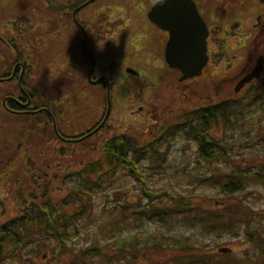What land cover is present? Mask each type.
<instances>
[{
	"label": "trees",
	"instance_id": "16d2710c",
	"mask_svg": "<svg viewBox=\"0 0 264 264\" xmlns=\"http://www.w3.org/2000/svg\"><path fill=\"white\" fill-rule=\"evenodd\" d=\"M254 107L264 108V84L246 99L218 100L185 109L174 124L168 123V127L154 135L115 134L105 139L99 149L91 145L93 136L79 143L66 144L81 148L82 154L76 153L80 167L64 169L61 179L58 174L53 175L59 180L60 194L54 192L45 173H39L35 179L44 180V184H37L42 187L41 195L32 187L25 188L23 194L19 192V212L0 224V264H36L34 258L40 255L44 258L43 251L55 258L59 255L63 264H264V234L254 223V215L260 212L255 213L240 199L242 194H250L246 190L250 182H256L264 189V178L255 172H221L214 166V163L230 161L225 135L220 138L219 133L237 128L242 124L245 112H252ZM20 130L23 132H18ZM27 130L31 127L14 129L17 137L22 135L23 139ZM84 135L73 138H84ZM176 141L195 144L201 163L214 167L211 175L201 179V183L210 186L213 192L196 198L211 200L214 197L225 205H219L213 211L199 206L191 194L173 196L168 190L152 189L148 185L143 161L153 158L154 166L163 169ZM14 147L20 150L23 144ZM4 149L8 151L6 145ZM54 155L53 151L51 156ZM36 163L40 165L42 161L36 160L34 165ZM46 165L48 170L51 169L52 160L48 159ZM120 175L133 179L134 191L113 187ZM100 195L113 198L108 211L98 210ZM230 200L235 204L228 206ZM187 215L197 218L198 226L207 232H225L233 238L245 236L242 242L246 248L224 254L214 252L219 247L217 244L208 248L165 233L127 236L126 230L133 223L165 225L173 217ZM86 228L88 235L96 236H90V245L72 250L71 243Z\"/></svg>",
	"mask_w": 264,
	"mask_h": 264
},
{
	"label": "flooded vegetation",
	"instance_id": "af4514ba",
	"mask_svg": "<svg viewBox=\"0 0 264 264\" xmlns=\"http://www.w3.org/2000/svg\"><path fill=\"white\" fill-rule=\"evenodd\" d=\"M52 7L51 13H57L48 18L46 26L29 22L32 55L16 54L17 41H12L25 28L19 18L12 23V31L0 33V111L30 119L43 115L49 130L63 143L71 141L63 125L68 128V105L74 106L73 101L66 104L64 97L85 105L101 91L110 104L109 113L112 103L142 100L154 104L150 94L160 84L188 85L205 75L213 56L225 60L229 35L239 38L237 32L245 18L254 23L250 24L252 32L237 45L236 65L243 74L236 80L235 94L221 100L246 99L264 84V5L259 0H166L163 5L156 0H66ZM197 36L205 41L206 65L201 75L182 80L181 69L167 62V48L173 38L178 50L189 53L191 40ZM5 47L13 56H5ZM44 53L42 65L38 62ZM255 67L258 77L241 85ZM39 86H43L40 93ZM54 90L61 91V98L53 99ZM154 109L155 105L148 110ZM99 110L100 115L95 112L91 118L93 111H77L85 135L93 136L106 126L108 118L101 126L105 117Z\"/></svg>",
	"mask_w": 264,
	"mask_h": 264
},
{
	"label": "rangeland",
	"instance_id": "374dc122",
	"mask_svg": "<svg viewBox=\"0 0 264 264\" xmlns=\"http://www.w3.org/2000/svg\"><path fill=\"white\" fill-rule=\"evenodd\" d=\"M64 2H66V0H49V2H47V0H0V33L12 31V23L19 18L17 21L23 22L22 25L25 28L22 29L19 34L20 36L18 35L17 39L14 38L12 41L14 43L17 41L18 50L16 54L20 52L21 56L25 52L26 54L32 55L34 52L30 47L32 46V40L30 39L31 30L29 22L32 21L31 23L39 25L41 28L46 26L48 18L57 13V11L51 13L53 10L52 5L56 9ZM261 10V7H259V11ZM253 23H251V19L245 18V20L242 21V27L237 32L239 38L233 39L231 38L232 36L229 35L228 45L225 47L223 55L225 60L220 59L219 56H213V64L203 77L188 85H181L179 87H175L171 84L170 87H168L169 85L164 84H160L159 87H156L157 89L155 92L150 94V98L154 100V104L143 102L142 100L136 103L134 102L133 104L125 102H122V104L112 103V109L109 113L110 106L106 101V95L104 94V96H102L100 89H98L100 95L95 101L90 100V103L87 102L85 105L74 100V97H64L66 104L71 101L74 102L73 107H71L70 104L68 105V128H66V126L63 125L64 123L62 124L61 122L63 130H66L65 137H71L69 139H73V137L81 136L87 132L85 128L82 129L83 124H81V120L77 119V111L80 109H83L84 112L87 110L93 111L90 118L95 112L99 116L100 114L97 113V110L100 109V113L105 117L104 120L102 118L103 122L101 126L104 125L108 118L106 126L99 133L93 135L91 139L92 147L99 149L101 143L109 138V136L119 133H127L141 137L154 135L162 128L168 127V123L174 124L185 109H191L201 104L217 102L225 97V95L233 96L235 94L233 93V88L237 82L236 80H238L243 74L240 68H237L236 65L235 56H237V47L242 44L244 36L246 34L249 35L250 32H252L250 24L252 25ZM234 26L238 27V24H235ZM38 50H41V48H38ZM4 53L6 57L13 56V52L6 47ZM44 56L45 53L39 59V64L44 65ZM24 59L28 60L29 58L24 55ZM32 63L35 64V62ZM42 88L43 86L38 87L37 90L39 93ZM51 92L55 96L53 99L61 98L60 90H54ZM141 96L142 94L140 97ZM237 98L239 97L237 96ZM153 105H155L156 109L149 112L148 109L153 107ZM141 107H143L142 111H140ZM263 109L264 108L261 109L260 107L252 108V112H245L246 114L241 118L242 124L237 128L228 131H225L224 129V132L219 133L218 136L220 138L225 135L224 141L227 144V151L230 155L229 162L221 161L219 163H214V166L219 167L221 172H255L260 173L262 175L261 177L264 178ZM2 110L3 109H1V111ZM1 111L0 224L12 218L19 212V209L21 208L19 192L23 194V192L26 191L24 190L25 188L32 187L35 188L36 192H40L38 195H41L42 187L40 188L38 186V188L37 184H44V180H35L39 173H45L46 176L48 175V179H50L49 182H52L53 187L55 188L54 192L60 194L62 190L59 185V180L54 179L53 175L58 174L57 177L61 179V174L64 173V169H75L76 167H80V162H78L79 160L76 158L78 157L76 153L82 154L80 147L66 145L69 143H79L80 141L61 143L55 133L53 131L51 132L49 126L45 124L46 118L43 115L36 116L41 119H30L9 115L7 111L3 110L2 112H5L4 114ZM132 111L136 112L132 114ZM20 126L21 129L31 127V130H27L24 139L22 138V135L21 138L17 137L16 131H14V129H20ZM107 128L110 129L109 132H107L109 130ZM18 132L23 131L20 130ZM29 134L31 135L29 136ZM18 143H21V145L23 144V148L20 150L15 149L14 147V145H18ZM4 145L7 146L8 151L4 149ZM171 150H173V153L172 155L170 154L171 156L169 155L168 160L164 164V168L161 170H158V168L154 166L153 158H145L143 161L148 185L152 189L168 190L173 196L178 194H191L193 195L192 200L199 206H203L213 211L217 206L225 205V202L214 197L211 200L209 198H196L199 195L211 194V192H213L210 186L201 183V179L211 175V172L214 170V167H209L208 164L204 165L201 163V160L197 156L196 145L193 143H190V145L179 144V142L176 141L174 146L171 147ZM53 151L55 152V155L51 156ZM7 153L10 154L4 158V155ZM75 158L77 161H75ZM48 159L52 160L51 169L49 170L46 165ZM36 160L42 161V163L40 165L39 163L34 165ZM25 180L28 182L25 183ZM132 181V178L120 175L113 183V187L123 189L124 191H134L135 186ZM246 190L247 193L252 194L244 193L242 194L244 196L240 199H243L242 201L251 207L255 213L260 212L258 215H254V223L264 234V189L260 184L250 182L246 185ZM131 198H135L133 192H131ZM97 204L98 210L100 208V210L108 211L109 207L113 204V198L100 195L98 196ZM227 204L228 206H232L235 202L230 200L227 201ZM99 219L103 225V218L100 217ZM198 225L197 218L187 215L173 217L167 220L165 225H160L155 222L133 223L130 227L128 226L129 228L126 231L128 234L127 236L160 235L165 233L170 237L175 236L190 239L202 246L206 245L208 248L217 244L219 247L216 246L217 248L216 250L214 249V252L218 253H221L220 249L225 247L231 248L234 252L246 248L244 245L245 243L242 242L243 239H246L243 235H240L238 238H233L225 232L221 234L211 233L210 231L207 232V230ZM124 231L125 230L122 232ZM94 235L95 234L88 235V229L86 228L79 238L71 243V249L78 251L80 247L90 245L92 242L90 236ZM44 252L45 251L42 252L44 258L41 255L34 258L36 264H63L61 259H59V255L55 258L51 253L48 254ZM68 255H71V252H69ZM34 256L35 254H33V257ZM118 263L127 264L125 262ZM13 264L15 263L13 262ZM16 264L20 263L17 262Z\"/></svg>",
	"mask_w": 264,
	"mask_h": 264
},
{
	"label": "water",
	"instance_id": "95a60500",
	"mask_svg": "<svg viewBox=\"0 0 264 264\" xmlns=\"http://www.w3.org/2000/svg\"><path fill=\"white\" fill-rule=\"evenodd\" d=\"M259 1L264 5V0H259ZM155 9H154V13H156ZM152 16L153 18H155L154 14H152ZM175 44H176V40L172 38L167 48L166 57H167V62L170 64V66L181 69L183 74L182 80L201 75L202 70L207 62L205 41L201 39L200 36H197L195 39H192L189 47V51H190L189 53L184 52V50H178ZM258 73H259L258 67H255V69L247 77H245L240 84L242 85L243 83L250 81L253 78H257ZM84 138H80L79 140H71V141L73 142L81 141ZM228 251H229L228 249L220 250V252L224 254H226Z\"/></svg>",
	"mask_w": 264,
	"mask_h": 264
},
{
	"label": "clouds",
	"instance_id": "9594fccd",
	"mask_svg": "<svg viewBox=\"0 0 264 264\" xmlns=\"http://www.w3.org/2000/svg\"><path fill=\"white\" fill-rule=\"evenodd\" d=\"M156 2L160 3L161 5H163L166 2V0H156Z\"/></svg>",
	"mask_w": 264,
	"mask_h": 264
},
{
	"label": "bare ground",
	"instance_id": "6f19581e",
	"mask_svg": "<svg viewBox=\"0 0 264 264\" xmlns=\"http://www.w3.org/2000/svg\"><path fill=\"white\" fill-rule=\"evenodd\" d=\"M156 4H157V2H156ZM155 5V4H154ZM154 7V6H153Z\"/></svg>",
	"mask_w": 264,
	"mask_h": 264
}]
</instances>
